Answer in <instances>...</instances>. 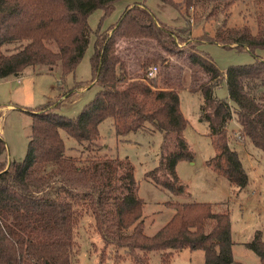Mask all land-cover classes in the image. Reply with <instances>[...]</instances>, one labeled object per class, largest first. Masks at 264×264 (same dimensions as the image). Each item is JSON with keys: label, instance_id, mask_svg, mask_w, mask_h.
I'll return each mask as SVG.
<instances>
[{"label": "trees", "instance_id": "16d2710c", "mask_svg": "<svg viewBox=\"0 0 264 264\" xmlns=\"http://www.w3.org/2000/svg\"><path fill=\"white\" fill-rule=\"evenodd\" d=\"M117 1L0 0V78L21 76L28 67L52 69L57 65L66 75L75 70L95 32L91 63L93 80L100 84L75 116L51 108L52 102L34 108L23 159L6 158L7 145L0 135V264H75V231L83 216L80 203L87 194L92 195L87 202L92 204L97 230L106 242L125 248L138 264H148L149 250H163L168 259L183 248L202 249L204 264L234 261L228 209L214 210L209 201H168L172 214L154 233L147 234L144 200L137 193L129 157L89 154L78 159L68 154L61 128L91 151L101 136L100 124L108 118L120 134L159 130L158 162L145 176L173 193L185 191L176 163L192 159L193 151L183 136L186 118L177 88L166 75L159 84L158 69L155 75H147L150 65L173 55L190 68L188 90L202 96L200 119L207 121L216 147L213 168L230 183L245 186L248 174L238 151L228 142V123L234 118L239 136L264 152V59L256 56L253 62L220 69L197 45L210 40L253 53L264 48V0H253L259 6L255 30L246 23L226 25L230 8L238 0H163L183 7L185 22L179 25L160 20L144 2L136 1L107 29L99 26L94 30L88 20L90 13L99 7L108 13ZM195 7L202 9L200 15L206 19L222 18L214 33L204 30L190 39V9ZM123 37L154 42L165 55L157 52L129 66L118 48ZM222 78L228 99L215 94ZM211 158L207 159L209 165ZM99 182L100 193L110 191L107 199L96 195ZM245 245L264 264L259 230Z\"/></svg>", "mask_w": 264, "mask_h": 264}, {"label": "rangeland", "instance_id": "374dc122", "mask_svg": "<svg viewBox=\"0 0 264 264\" xmlns=\"http://www.w3.org/2000/svg\"><path fill=\"white\" fill-rule=\"evenodd\" d=\"M136 1L144 2L160 20L170 25L185 22L183 7L178 8L163 0H118L108 13L101 7L93 10L88 17L89 23L94 30L99 26L101 30H105L118 20L127 5ZM258 9L259 6L253 0H238L230 8L226 25L239 26L246 23L255 30ZM190 12V39H194L204 30L214 33L216 23H220L222 18L220 16L218 21H213L212 18L202 17L200 7L191 8ZM95 38L96 33L93 32L84 56L75 70L66 75L62 74L57 65L52 69H43L42 66L28 67L20 77L10 75L0 78V135L7 145L6 158L23 159L26 156L31 136V111L34 108L52 102L51 108L68 116H75L95 96L100 89V84L93 80L91 63ZM197 46L207 52L220 69L232 64L253 62L256 56L264 59V48H256L253 53L245 47H228L210 40L199 41ZM118 48L121 55L128 58L129 66L137 63L138 58L152 56L157 52L165 55L164 50L154 42L129 40L126 37L119 39ZM157 64L159 84L164 75L166 79L171 80L177 88L179 107L186 118L183 136L193 151V157L180 159L176 167L177 174L186 187L185 191L173 193L145 176V171L158 162L162 134L156 129L146 128L120 134L112 124L111 118H108L100 124L101 136L96 139L95 149L91 151L61 128L68 146V154L78 159H85L89 154L100 157H129L134 166L137 193L144 200L142 214L144 231L147 234L154 233L172 214L173 209L167 206L168 201H209L213 203L214 210L228 209L234 259L230 264H261L257 254L247 247L245 242L253 239L256 230L260 231L264 240V152L247 137L239 136L238 124L231 118L227 139L242 159L248 182L239 187L230 183L222 172L214 170L216 159L211 157L216 153V147L213 136L209 134L207 121L200 119L202 96L187 88L189 66L173 55L167 60H159ZM215 94L228 99L224 78L215 87ZM170 148L175 147L171 145ZM210 158L213 159L210 164L212 168L207 162ZM121 182L122 180L119 184ZM101 188L99 182L96 195L107 199L110 191L105 189L100 193ZM91 199L92 195L87 194L86 201L80 203L83 216L75 231V264H138L125 248L118 247L114 242H106L97 230L92 204L87 202ZM113 228L111 225L110 229ZM147 256L148 264H204L202 249L183 248L174 251L168 259H164L163 250L152 249L147 251Z\"/></svg>", "mask_w": 264, "mask_h": 264}, {"label": "built area", "instance_id": "2783aa9c", "mask_svg": "<svg viewBox=\"0 0 264 264\" xmlns=\"http://www.w3.org/2000/svg\"><path fill=\"white\" fill-rule=\"evenodd\" d=\"M157 69H158L157 64L150 65L149 68L147 69V75L149 76L155 75V73L157 72Z\"/></svg>", "mask_w": 264, "mask_h": 264}, {"label": "crops", "instance_id": "0c3cea01", "mask_svg": "<svg viewBox=\"0 0 264 264\" xmlns=\"http://www.w3.org/2000/svg\"><path fill=\"white\" fill-rule=\"evenodd\" d=\"M20 77V76H19ZM95 81V80H94ZM11 158V157H10ZM242 160V159H241ZM178 162H179V160H178ZM178 162L176 163V167H177V164H178ZM209 167H211L212 168V166H210V165H208ZM214 169V168H213ZM214 170H216V169H214ZM217 172H219L218 170H217ZM180 179H181V177H180ZM182 250V249H181Z\"/></svg>", "mask_w": 264, "mask_h": 264}]
</instances>
